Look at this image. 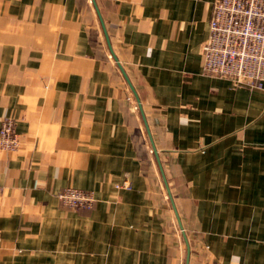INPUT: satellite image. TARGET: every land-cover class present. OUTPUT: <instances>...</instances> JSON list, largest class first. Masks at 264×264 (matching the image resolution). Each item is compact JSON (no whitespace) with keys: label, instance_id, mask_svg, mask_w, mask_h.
I'll use <instances>...</instances> for the list:
<instances>
[{"label":"crops","instance_id":"0c3cea01","mask_svg":"<svg viewBox=\"0 0 264 264\" xmlns=\"http://www.w3.org/2000/svg\"><path fill=\"white\" fill-rule=\"evenodd\" d=\"M215 1L0 0V264H264V83L204 71Z\"/></svg>","mask_w":264,"mask_h":264},{"label":"built area","instance_id":"2783aa9c","mask_svg":"<svg viewBox=\"0 0 264 264\" xmlns=\"http://www.w3.org/2000/svg\"><path fill=\"white\" fill-rule=\"evenodd\" d=\"M209 37L204 44L206 73L231 79L236 86L255 87L264 83V0H216L210 17ZM20 139L15 119L4 117L0 146L13 151ZM126 175L120 188H130ZM62 203L76 210H90L93 193L66 187L59 193Z\"/></svg>","mask_w":264,"mask_h":264},{"label":"water","instance_id":"95a60500","mask_svg":"<svg viewBox=\"0 0 264 264\" xmlns=\"http://www.w3.org/2000/svg\"><path fill=\"white\" fill-rule=\"evenodd\" d=\"M96 6H97V4H96ZM98 12H99V15H100V17H101V22H102V24H103V26H104V21H103V19H102V16H101V13H100L99 9H98ZM119 66H120L122 72L124 73L126 79H127L128 82L130 83V85H132L131 82H130V79L128 78L127 73H126L125 70H124V68L121 66V64H119ZM135 93H136V91H135ZM135 95L137 96L136 98H137V101H138V104H139V108H140V111H141V113H142V116H143V119H144V122H145V126H146L147 131H148L149 136H150V140H151V143H152V146H153L152 151L154 152V154H155V156H156V159H157V161H158V165L160 166L161 172H162V174L164 175V179H165L166 185L168 186V182H167V180H166V178H165L164 166H163V164H162V162H161L160 154H159V152H158V150H157V148H156V146H155V144H154V142H153L152 134H151V132H150V127H149V125H148V121H147V118H146V115H145V111H144V108H143L142 102H141L140 97L138 96V94L136 93ZM168 190H169V188H168ZM183 233H184V236L186 237V234H185L184 229H183ZM186 240H187V243H188V251H189V250H190V244H189V241H188V238H187V237H186ZM189 253H190V251H189Z\"/></svg>","mask_w":264,"mask_h":264}]
</instances>
